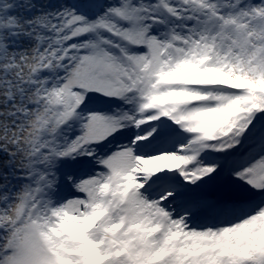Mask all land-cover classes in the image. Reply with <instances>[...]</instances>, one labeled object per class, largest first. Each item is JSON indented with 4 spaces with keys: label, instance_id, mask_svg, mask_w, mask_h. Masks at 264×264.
Listing matches in <instances>:
<instances>
[{
    "label": "snow or ice",
    "instance_id": "obj_1",
    "mask_svg": "<svg viewBox=\"0 0 264 264\" xmlns=\"http://www.w3.org/2000/svg\"><path fill=\"white\" fill-rule=\"evenodd\" d=\"M0 264H264V0H0Z\"/></svg>",
    "mask_w": 264,
    "mask_h": 264
}]
</instances>
